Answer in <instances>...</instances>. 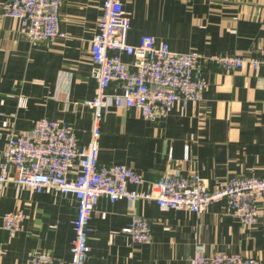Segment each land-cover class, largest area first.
Instances as JSON below:
<instances>
[{
  "label": "crops",
  "instance_id": "crops-1",
  "mask_svg": "<svg viewBox=\"0 0 264 264\" xmlns=\"http://www.w3.org/2000/svg\"><path fill=\"white\" fill-rule=\"evenodd\" d=\"M10 0H0V10ZM131 19L128 42L144 35L172 51L249 56L264 46V0H121ZM105 0H62L64 38L31 43L16 18L0 16V166L8 140L28 132L34 122L52 119L74 126L79 143L91 138L96 93L92 75V41L99 32ZM131 57L124 56L126 62ZM208 82L202 101L175 104L167 118L144 119L136 108H107L101 124L100 165L132 167L145 180L139 190L167 174H198L213 188L234 175L264 179V66L224 71L204 64ZM113 83L109 95L120 94ZM26 105L21 106L20 98ZM80 160L69 177H77ZM16 176L15 168L9 171ZM78 200L74 194L46 188L41 193L0 184V264H27L33 257L53 256L69 262L75 238ZM22 210L26 219L11 236L4 216ZM262 217L246 225L211 204L202 214L163 210L156 202L99 199L90 225L91 252L86 264H191L196 250L241 254L264 264ZM152 225L150 244H137L124 232L133 217Z\"/></svg>",
  "mask_w": 264,
  "mask_h": 264
},
{
  "label": "built area",
  "instance_id": "built-area-1",
  "mask_svg": "<svg viewBox=\"0 0 264 264\" xmlns=\"http://www.w3.org/2000/svg\"><path fill=\"white\" fill-rule=\"evenodd\" d=\"M61 5L62 0H10L1 8L0 16L18 19L20 32L29 42L50 43L65 37L61 28ZM130 28L131 19L122 1L105 0L99 32L91 48L92 75L97 88L94 98L87 102L93 110L91 138L87 144L79 143L73 125L52 119L36 120L31 130L8 140L0 166L1 185L16 182L37 193L53 188L63 194H74L78 200L71 260L33 257L27 264H86L91 252L90 221L102 197L113 203L123 199L132 204L150 200L163 210L185 209L196 214L204 213L213 203L222 202L226 213L249 226L256 225L262 217L259 203L264 199V179L255 175H234L211 188L198 174L173 173L151 182L148 190H139L136 188L146 184V180L132 167L99 164L101 124L108 107L136 108L146 120L164 119L178 102L186 106L189 102L202 101L208 89L206 62L227 72L245 66L252 70L264 66V46L249 56L204 57L172 51L167 44L158 45L151 35H144L136 45L130 44ZM125 55L132 58L130 62L124 60ZM113 83L121 88L120 94L107 93ZM26 101L21 97V106H25ZM76 159L80 160L79 173L71 179L69 174ZM11 168L16 170L15 177L9 175ZM25 219L22 210L9 212L3 218V228L15 236ZM123 231L137 244L152 242V225L146 218L133 217ZM2 255L0 244V261ZM191 264L262 262L241 254L208 255L199 247Z\"/></svg>",
  "mask_w": 264,
  "mask_h": 264
}]
</instances>
